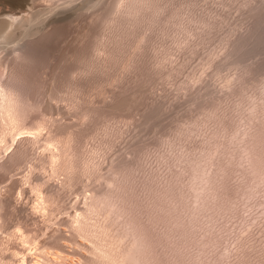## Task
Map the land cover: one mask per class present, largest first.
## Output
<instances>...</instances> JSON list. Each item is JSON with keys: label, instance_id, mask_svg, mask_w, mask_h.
Returning a JSON list of instances; mask_svg holds the SVG:
<instances>
[{"label": "rangeland", "instance_id": "374dc122", "mask_svg": "<svg viewBox=\"0 0 264 264\" xmlns=\"http://www.w3.org/2000/svg\"><path fill=\"white\" fill-rule=\"evenodd\" d=\"M30 1L0 264H264V0Z\"/></svg>", "mask_w": 264, "mask_h": 264}, {"label": "bare ground", "instance_id": "6f19581e", "mask_svg": "<svg viewBox=\"0 0 264 264\" xmlns=\"http://www.w3.org/2000/svg\"><path fill=\"white\" fill-rule=\"evenodd\" d=\"M29 1L30 0H17V3H16V5L13 7L14 8V10H15V13L17 14L16 16H14V12L11 14V16L13 15L14 17H8V18H10V19H8V18H5V19H0V41H2L3 42V45H5V46H3V48H5L6 46H7V44H11L12 42H14V40L15 39H13V33H11V30H13L14 31V29L16 30V29H18L19 28V26L20 27H24V28H26L27 29V27L32 23V21H33V14L31 15V13H30V15H28V14H23V12H25L24 10H26L27 12H29L30 11V9H29ZM76 1V0H75ZM31 2H33L32 0L30 1V5H31ZM28 5V6H27ZM32 6V5H31ZM70 6V5H69ZM26 7H28L27 9H29V11L26 9ZM34 7V6H33ZM66 7V6H65ZM12 8V9H13ZM7 9V8H6ZM45 9V8H44ZM37 11V10H36ZM44 10H42L41 12H43ZM46 11V10H45ZM47 12V11H46ZM26 13V12H25ZM8 15H9V13H7ZM40 14V13H39ZM53 15V14H52ZM4 16V15H3ZM41 16H42V14H41ZM41 16H38L37 18H35V19H38L39 17H41ZM8 19V20H7ZM40 19V18H39ZM42 22V21H41ZM37 23V22H36ZM15 25V27H12V26H14ZM33 25V24H32ZM18 26V27H17ZM11 27H12V29H11ZM17 27V28H16ZM30 27H31V25H30ZM25 29V31H28L29 30V27H28V30H26ZM32 29V28H31ZM29 30V32L30 31H32V30ZM22 30V29H21ZM12 31V32H13ZM22 32H20V34H21ZM20 34H15V36L16 37H19L20 36ZM23 34V33H22ZM17 35H19V36H17ZM24 36H25V34H23ZM12 37V38H11ZM15 37V38H16ZM22 37V36H21ZM28 38V37H27ZM9 39V41H7ZM11 39L13 40V41H11ZM17 39V38H16ZM29 40V39H28ZM27 40V41H28ZM4 41H6V42H11V43H6V42H4ZM21 43H22V41H21ZM28 43V42H27ZM2 43L0 42V46H2L1 45ZM22 44H25V42H23ZM21 44V45H22ZM21 45H20V43H19V46H20V48H21ZM9 46V45H8ZM7 46V47H8ZM25 46L27 47V45L25 44ZM25 46L24 47H22V49H20V50H23V51H27L26 49H25ZM24 48V49H23ZM0 49H2V48H0ZM16 49H19L18 48V46H17V48ZM12 49L10 48V51H11ZM17 51V50H16ZM30 51V50H29ZM24 52V53H25ZM31 52V51H30ZM35 52V51H34ZM23 52H21L20 51V54H22ZM11 54V53H10ZM28 54H29V52H28ZM18 56V55H17ZM2 57V56H1ZM4 61V60H3ZM2 63V62H1ZM0 65H2V64H0ZM2 71H0V73H1ZM3 73V72H2ZM4 74V73H3ZM2 76V75H1ZM6 76V75H5ZM4 76H2L1 78H0V80L3 78ZM23 79V78H22ZM18 81V80H17ZM30 81V80H29ZM4 85H5V83L4 82H2V80H1V82H0V100H1V103L0 104H2L5 100H6V98L5 97H7V95H6V93H5V88H6V86L4 87ZM7 85V84H6ZM8 86V85H7ZM12 91H14V88H13V86H12ZM16 91L15 92H17V89H15ZM8 91V90H7ZM9 93V92H8ZM7 93V94H8ZM19 93H21V92H19ZM13 94H15V93H13ZM8 95H10V94H8ZM14 96V95H13ZM8 98H9V96H8ZM15 98H17L16 96H15ZM20 98V97H19ZM18 98V99H19ZM15 100V99H14ZM17 100V99H16ZM15 100V101H16ZM10 99H7L6 100V103H5V106L7 105V107H8V104L10 103ZM15 101H13V102H15ZM12 102V103H13ZM11 103V105H12V107H13V104ZM17 103V102H16ZM10 105V106H11ZM14 106H15V104H14ZM3 107V106H2ZM6 107V108H7ZM21 107V106H20ZM8 108H10V107H8ZM7 108V109H8ZM14 108V107H13ZM17 108V107H16ZM5 109V108H4ZM3 109V110H4ZM12 109V108H11ZM10 109V110H11ZM15 109V108H14ZM0 110H1V106H0ZM6 110V109H5ZM5 110L3 111V113L5 112ZM1 112V111H0ZM9 113V112H8ZM1 114V113H0ZM6 114V113H5ZM2 117V116H1ZM9 117V116H8ZM5 118V117H4ZM31 133V132H30ZM22 134V133H21ZM30 136V135H29ZM32 136V135H31ZM21 137H22V135H21ZM20 137V138H21ZM23 137H26V136H23ZM34 137V136H33ZM16 138V137H15ZM15 140V139H14ZM20 140V139H19ZM17 143H19V141L17 142ZM18 145V144H17ZM16 147V146H15ZM18 147V146H17ZM16 147V148H17ZM15 149V148H14Z\"/></svg>", "mask_w": 264, "mask_h": 264}, {"label": "snow or ice", "instance_id": "6c2138e0", "mask_svg": "<svg viewBox=\"0 0 264 264\" xmlns=\"http://www.w3.org/2000/svg\"><path fill=\"white\" fill-rule=\"evenodd\" d=\"M26 135H32V133H26ZM19 231V230H18ZM29 245H25V247H28Z\"/></svg>", "mask_w": 264, "mask_h": 264}]
</instances>
